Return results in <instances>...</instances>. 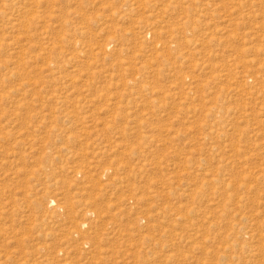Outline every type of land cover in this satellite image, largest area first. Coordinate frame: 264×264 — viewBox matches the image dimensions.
<instances>
[{
  "label": "rangeland",
  "instance_id": "374dc122",
  "mask_svg": "<svg viewBox=\"0 0 264 264\" xmlns=\"http://www.w3.org/2000/svg\"><path fill=\"white\" fill-rule=\"evenodd\" d=\"M0 264H264V0H0Z\"/></svg>",
  "mask_w": 264,
  "mask_h": 264
},
{
  "label": "bare ground",
  "instance_id": "6f19581e",
  "mask_svg": "<svg viewBox=\"0 0 264 264\" xmlns=\"http://www.w3.org/2000/svg\"><path fill=\"white\" fill-rule=\"evenodd\" d=\"M27 17H28V16H27ZM31 17H32V16H30V18H31ZM27 23H28V22H27ZM49 202H50V203H48V206H49V207L54 206L53 201H49ZM60 209H61V208H60ZM81 224H82V223H81ZM85 224H87V223H85ZM82 226H84V224H82L81 227H82ZM78 229H79V228H78ZM78 229H77V230H78ZM77 230H76V231H77ZM78 231H79V230H78ZM75 233H77V232H75ZM72 234H73V233H72ZM75 236H76V235H75ZM84 244H85V243H84ZM84 244H83V245H84ZM81 247H82V246H81ZM83 249H84V248H83Z\"/></svg>",
  "mask_w": 264,
  "mask_h": 264
}]
</instances>
